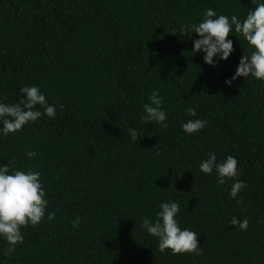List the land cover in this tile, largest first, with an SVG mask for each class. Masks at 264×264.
<instances>
[{"label": "trees", "instance_id": "16d2710c", "mask_svg": "<svg viewBox=\"0 0 264 264\" xmlns=\"http://www.w3.org/2000/svg\"><path fill=\"white\" fill-rule=\"evenodd\" d=\"M252 0H0V97L38 86L57 107L21 132L0 137V165L42 173L55 220L22 229L24 242L0 264H264V83L230 80L248 44L210 67L193 55L182 27L212 8L243 20ZM156 89L167 128L141 119ZM196 109L207 127L187 135ZM2 127V126H0ZM139 134L131 142L128 129ZM27 151L37 157L27 159ZM238 160L248 184L200 172L209 153ZM59 176L60 180L55 178ZM178 200L182 228L197 232L203 255L162 254L141 228L161 201ZM247 219L246 231L229 226ZM79 218L78 228L72 224Z\"/></svg>", "mask_w": 264, "mask_h": 264}, {"label": "clouds", "instance_id": "9594fccd", "mask_svg": "<svg viewBox=\"0 0 264 264\" xmlns=\"http://www.w3.org/2000/svg\"><path fill=\"white\" fill-rule=\"evenodd\" d=\"M252 9L248 10L241 20L237 15H223L212 8L203 12L202 20L182 27L184 35L195 34L198 39L192 41L193 55L203 54V61L210 67H217L220 62H227L234 52L230 35L239 34L248 44V50L243 55L236 68L235 74L225 83L229 87L239 78L252 77L264 83V0H252ZM21 99L17 103H6V97H0V137H8L21 132L25 126L35 124L44 117L55 119L58 115L57 107L62 105L50 104L48 98L36 86L25 85L20 89ZM187 114L193 119L182 125L187 135H195L207 127L206 119L197 118L196 109L189 107ZM142 121L148 124H158L167 128L168 113L164 108V97L156 89L148 96V102L143 104ZM132 143H136L139 134L134 128L128 129ZM36 151H27V159L37 157ZM201 173L211 176L216 174L217 183L224 185L233 181L230 191L232 198L249 186L240 175L238 160L228 155L224 160H218L216 153H209L207 159L199 163ZM57 181L60 177L55 178ZM49 200L42 180V173L29 167L26 170L5 163L0 165V240H4L8 247L4 255L9 259L17 251V246L24 242L22 229L40 225L45 218L51 222L55 220V212H47ZM155 219L142 217L141 228L158 242V250L162 254L172 255H203L198 243L200 235L188 228H182L178 219L181 205L178 200L161 201L157 205ZM77 218L72 227L80 226ZM264 223V221H261ZM229 226L246 231L249 227L247 219L241 221L232 217Z\"/></svg>", "mask_w": 264, "mask_h": 264}]
</instances>
